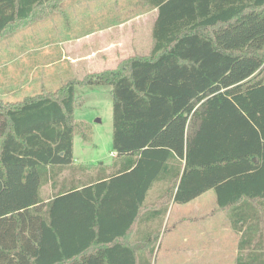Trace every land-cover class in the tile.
I'll return each instance as SVG.
<instances>
[{"label": "trees", "instance_id": "1", "mask_svg": "<svg viewBox=\"0 0 264 264\" xmlns=\"http://www.w3.org/2000/svg\"><path fill=\"white\" fill-rule=\"evenodd\" d=\"M64 1L0 0V37ZM140 1L158 10L148 55L0 108V264H147L127 233L159 182L152 220L214 190L240 234L237 264H264V0ZM78 86L112 88L114 161L96 184L57 190L75 136L92 141ZM120 211L126 230L105 234Z\"/></svg>", "mask_w": 264, "mask_h": 264}, {"label": "rangeland", "instance_id": "2", "mask_svg": "<svg viewBox=\"0 0 264 264\" xmlns=\"http://www.w3.org/2000/svg\"><path fill=\"white\" fill-rule=\"evenodd\" d=\"M87 1L90 0H65L60 10L55 13L52 12L53 14L45 16L42 20L36 18L33 22L12 29L0 37V108L17 105L38 95H61L63 85L79 80V78L71 79L74 77L73 72L68 73L63 62L48 67L45 46L48 42L56 41L50 48L52 54L48 58L58 60V54L62 50L59 42L63 38L51 39L60 37L68 28L66 17L72 7L77 8L79 5L85 16L84 6L88 3ZM103 1L107 0H98L99 4ZM110 1L133 5L134 8H140L142 11L146 9L140 0ZM58 18L63 20L61 26L63 28L55 32L54 36H49L50 25L48 24L59 21ZM87 27L86 24L81 26L79 32L86 31ZM70 34L72 33L67 31L66 35ZM86 75L79 77L84 78ZM111 89L110 86H78L76 88L81 105L75 111V118L76 121H84L91 126L92 141L86 143L80 135H76L75 156L88 164L96 163V167L102 162L109 165L114 161ZM72 182L86 183V177L80 165H74L72 169H62L56 178V189L59 190L63 185ZM166 188L167 183L159 182L158 188L151 192L146 202V210L143 211V221L145 216H149L150 212L152 213L154 208L160 205L158 200ZM43 191L46 197H51L57 192L51 190L50 183L43 188ZM195 200L177 205L169 219L166 217L167 213L162 218L139 224L142 229L140 239L133 241L129 238L126 242L138 247V255L142 261L147 264H213L211 261H215L213 259L220 255L218 253L220 250L215 248L214 244L232 247L235 242H239L240 234L232 228L231 223H228L229 212L218 213L222 211L216 207L214 192ZM170 205L171 203L169 209ZM157 235L159 238L152 249L148 239ZM238 256L239 253L232 261L229 258L225 259L224 264H236Z\"/></svg>", "mask_w": 264, "mask_h": 264}, {"label": "crops", "instance_id": "3", "mask_svg": "<svg viewBox=\"0 0 264 264\" xmlns=\"http://www.w3.org/2000/svg\"><path fill=\"white\" fill-rule=\"evenodd\" d=\"M87 2L88 3L84 6L85 16L82 14L83 12H81L82 8L75 3L77 8L72 7L67 14L68 28L64 30V34L60 37H52L51 40L63 38L60 40L61 42H59L62 46V50L61 53L58 54V60L48 58V56L52 54L50 48L53 47L56 41L48 42L45 46V48H47L45 58H47L48 67L63 62L65 70L68 73L73 72L72 76L74 77L71 79H81V77L86 74L99 73L106 70H117L123 61L134 56L148 55L151 52L154 46L153 28L158 17L157 9H145L142 11L140 8V10L134 8L133 5L113 3L110 0L103 1L101 4H99L98 0H90ZM62 23L63 20L61 19L57 22L54 21L52 24L49 23L50 30L48 35L54 36L55 32L61 31V28H63L61 27ZM85 24L88 26L86 31L79 32V28ZM67 31L72 34L66 35ZM76 75H78V77H75ZM113 156H115V153H113ZM74 158V165H80L82 167L86 177V184L90 186L96 184L102 170L111 165L100 162L101 164L96 167V163L88 164L86 161L77 158L75 152ZM108 170L110 169L108 168ZM126 185L129 186L130 182H124L122 185L123 188L120 189L119 193L122 197L123 204L130 201L129 194L127 195L125 193L127 191L125 188ZM157 188L158 183L150 190L147 200L151 192ZM210 192H214L217 203V195L214 190L204 193L198 197V199ZM127 196L128 199L126 198ZM177 205L180 204L171 203L169 212L166 216L168 219L171 217ZM216 207H218V205H216ZM221 211L222 212L218 213H223V210ZM120 215L121 218H118L119 223L117 224H115L113 220H108L105 234L124 232L126 230L125 228L128 221L121 211ZM151 220L152 216H145L143 221V214L141 213V216H139L127 233L128 239L130 238L133 241L140 239L142 229L139 224L141 222H150ZM228 223L231 222L229 221ZM214 245L215 248L220 250L218 252L220 255L218 258L213 259L215 261H211L213 264H224V260L228 258L232 261L239 253V242H235V245L232 247H223L219 246V244Z\"/></svg>", "mask_w": 264, "mask_h": 264}]
</instances>
